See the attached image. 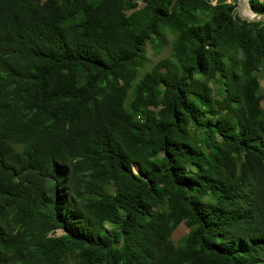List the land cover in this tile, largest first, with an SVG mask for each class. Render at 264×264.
Listing matches in <instances>:
<instances>
[{"label":"trees","instance_id":"trees-1","mask_svg":"<svg viewBox=\"0 0 264 264\" xmlns=\"http://www.w3.org/2000/svg\"><path fill=\"white\" fill-rule=\"evenodd\" d=\"M230 1L0 0V264H264V21Z\"/></svg>","mask_w":264,"mask_h":264},{"label":"rangeland","instance_id":"rangeland-1","mask_svg":"<svg viewBox=\"0 0 264 264\" xmlns=\"http://www.w3.org/2000/svg\"><path fill=\"white\" fill-rule=\"evenodd\" d=\"M237 0H235V5ZM226 2H231L230 0H226ZM171 52L170 41L168 40L166 46L160 49L159 51H155V49L148 43L145 46V53H146V64L144 65L141 72L146 71L151 65L156 63L158 60L168 58ZM255 77L259 84V92L262 96H264V63H262L255 73ZM133 171V166H132ZM138 171V170H135ZM186 233V228L180 224L178 225L175 230L171 234V241L176 243L184 234ZM60 234V231H56L55 235Z\"/></svg>","mask_w":264,"mask_h":264},{"label":"water","instance_id":"water-1","mask_svg":"<svg viewBox=\"0 0 264 264\" xmlns=\"http://www.w3.org/2000/svg\"><path fill=\"white\" fill-rule=\"evenodd\" d=\"M213 1H218V0H213ZM236 5L234 7L236 15L238 17L239 20L247 22V23H251V22H263L264 21V14H256L254 12L251 11L249 4H248V0H244V2H239V0L236 1ZM247 6L249 8V11L251 13L250 17L244 16L242 13L243 7ZM133 174L139 176L140 178H143L140 171H139V167H138V171H132Z\"/></svg>","mask_w":264,"mask_h":264},{"label":"bare ground","instance_id":"bare-ground-1","mask_svg":"<svg viewBox=\"0 0 264 264\" xmlns=\"http://www.w3.org/2000/svg\"><path fill=\"white\" fill-rule=\"evenodd\" d=\"M239 2L240 3L244 2V0H239ZM242 13H243L244 16H247V17L251 16V13H250L249 8L247 6L243 7Z\"/></svg>","mask_w":264,"mask_h":264},{"label":"clouds","instance_id":"clouds-1","mask_svg":"<svg viewBox=\"0 0 264 264\" xmlns=\"http://www.w3.org/2000/svg\"><path fill=\"white\" fill-rule=\"evenodd\" d=\"M58 231H60V230H58ZM60 234H61V231H60ZM59 235V234H58Z\"/></svg>","mask_w":264,"mask_h":264}]
</instances>
